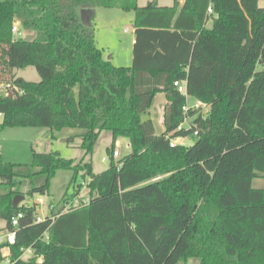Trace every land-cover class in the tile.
<instances>
[{"label": "trees", "instance_id": "1", "mask_svg": "<svg viewBox=\"0 0 264 264\" xmlns=\"http://www.w3.org/2000/svg\"><path fill=\"white\" fill-rule=\"evenodd\" d=\"M98 7L134 11L131 66L114 64L98 45ZM16 20L36 38L15 37ZM27 66L39 81L18 76ZM0 71L24 90L0 95V129L48 128L52 140L66 128L81 129L73 138L81 137L84 149L80 160L34 151L24 164L0 154V231L25 213L14 256L33 246L30 264H187L192 257L264 264V188L253 185L264 176L259 0H0ZM184 79L187 94L174 85ZM162 92L168 103L159 132L144 114ZM188 97L208 111L185 112ZM186 116L191 127L178 129ZM103 130L113 135L111 162L96 173L90 157ZM189 136L192 144L171 145ZM121 137L131 151L116 159ZM59 170L73 172L74 187L59 209L50 201L46 219L36 222L39 202L14 206L19 194L49 193ZM79 175L86 194L84 183L76 185Z\"/></svg>", "mask_w": 264, "mask_h": 264}, {"label": "rangeland", "instance_id": "2", "mask_svg": "<svg viewBox=\"0 0 264 264\" xmlns=\"http://www.w3.org/2000/svg\"><path fill=\"white\" fill-rule=\"evenodd\" d=\"M150 0H139V4L144 6ZM161 4H171L172 0H160ZM259 5L264 6V0H259ZM96 21H95V33L98 36V40L102 43L108 44L111 46L112 51L119 50L120 40H123L127 37V31H131L133 24L134 11L130 10H121L120 8H102L98 7L96 10ZM100 18V19H99ZM105 23H113V28L110 26L106 27ZM208 25L211 26L212 22L209 21ZM110 32H113L111 35ZM15 37L21 36L25 39L32 40L36 38V32L33 30H21L14 33ZM108 58V56H107ZM260 67H258L259 69ZM18 76H22L27 80L39 81L41 79L40 74L34 66H27L25 68L16 69ZM7 77L0 71V82H6ZM0 95H5L0 89ZM163 95V94H161ZM162 96H157L152 108L144 114V117H152L156 121L157 130L162 132L164 130L163 123V111H160L159 116L153 114V111L156 110L159 105V99ZM188 102L191 105L194 103V97H188ZM205 106L200 107L204 111ZM188 124L191 123V117H188ZM2 116H0V121ZM188 126V125H186ZM68 129V130H67ZM46 131H50L48 128L41 127H6L0 129V147H1V157L5 162H16V163H31L33 160L34 151L37 152H49L51 150L59 151L61 155L65 158H75L80 160L84 156V149L81 147V139L78 136L75 141L62 142L59 138L61 133L70 132V131H81V129L75 128H66L65 130L58 133V140L52 141V143L47 141V138L50 137L51 133L45 135ZM181 143L192 144L194 142L193 136L181 139ZM113 143V135L110 130H103L99 136V139L95 145L92 156L90 157L93 163L94 172L101 173L109 168L111 162V147ZM119 149L121 155L119 158L125 156L131 151L129 140L121 137L120 142L116 145ZM116 158V159H119ZM73 172L71 170H59L56 176L52 179L49 193L41 195L35 193L33 197H26L25 201L39 202L40 197H42L46 202L40 204L39 215L45 217L49 214L48 203L53 201L58 203L61 201L64 194L68 191L71 193L74 190V187L71 186ZM83 184L82 194H86L87 185L83 177L79 175L76 185ZM253 185L255 187L264 188V176L257 177L253 180ZM61 203L57 204V208L61 207ZM69 206H65L64 209H68ZM5 224V222H2ZM190 261L200 262V258L192 257Z\"/></svg>", "mask_w": 264, "mask_h": 264}, {"label": "built area", "instance_id": "3", "mask_svg": "<svg viewBox=\"0 0 264 264\" xmlns=\"http://www.w3.org/2000/svg\"><path fill=\"white\" fill-rule=\"evenodd\" d=\"M211 12V8L209 9ZM20 22L16 20L13 25V32L16 33L20 31ZM174 85L178 87L179 91H181L184 94H187V81L184 80H175ZM0 89L5 95H18L23 94L24 90L16 83L9 81V82H0ZM205 106L204 111H208V105L201 100H196L195 103L192 105L187 102V104L184 106V111L188 112L190 108L193 109H200V107ZM0 116L2 114L0 113ZM189 117V116H188ZM186 116L185 122L179 126L178 129H182L183 127H191V123L188 124L187 121L189 119ZM188 125V126H186ZM181 139L184 138H177L171 140V145H175L178 143H181ZM1 152V147H0ZM121 155L119 149L117 146H115L113 156L115 158H119ZM85 202L89 201L88 198L84 199ZM46 201L40 197L39 203L43 204ZM25 213L23 211H18L14 216L11 218V226L8 227L6 230L0 231V245H1V253H2V261L1 264H30V261L33 257H35V250L33 246L21 248V253L19 256H14L13 253V247L17 243V231L20 228L21 220L24 218ZM46 219V216L43 217L39 214L36 216V222H41ZM48 238V237H47ZM41 256H37V261L41 260Z\"/></svg>", "mask_w": 264, "mask_h": 264}, {"label": "crops", "instance_id": "4", "mask_svg": "<svg viewBox=\"0 0 264 264\" xmlns=\"http://www.w3.org/2000/svg\"><path fill=\"white\" fill-rule=\"evenodd\" d=\"M138 2H139V0H138ZM184 2H185V0H180V4L181 5H183ZM173 3H174V0H172V3L171 4H161L160 3V0H159V5H162V6L173 5ZM140 6H142V5H140ZM102 8H104V7H102ZM97 9L98 8L95 9V18H96V15H97V13H96V10ZM95 18L93 20L94 21V25H95V21H96ZM132 20H133V24H132L131 31H127V37L125 39L119 41L120 42V46L118 47L119 50H116L115 49L114 51H112L111 46H109L108 44H105V43L100 42L98 40V36H96L97 43L104 50L105 56L106 57L107 56H110L112 62L114 64L118 65V66H131L132 63H133V59H134L133 47H134V43L136 41V32H135L136 29H135V24H134V16H133V19ZM112 24L113 23H105L104 22V25L106 27L110 26L111 29L113 28ZM97 25H95V26H97ZM206 25H207L208 28L212 27V25L211 26L208 25V22H207ZM110 33H111V35L113 34V32H110ZM161 94H163V95H161ZM159 95L162 96V97H160V99H159V105L157 106L156 110L153 111V114L156 115V116H159L160 111H163V122H164V112H165V107H166V105L168 103V99H167V96H166V94L164 92L159 93L157 96H159ZM156 97H155V99H156ZM196 100L197 99L194 98V103H195ZM154 102H155V100H154ZM189 104H191V103H189ZM48 132H50V131H46L45 135L48 134ZM80 132L81 131H70L68 133L67 132H64V133H61L63 135H61L59 138L61 139L62 142H67L68 143L70 141H75V139L77 137L76 138H73V136L74 135H78ZM57 138L55 140H52L51 135H50V137L47 138V141L50 140L51 143H52V141H55L56 142L58 140ZM80 139H81V142H82V138L81 137H80ZM119 142H120V139L117 140L116 145H118ZM2 222H4V221H0V225L1 226L4 225V224H2ZM187 264H200V262H198V261H190L189 260L187 262Z\"/></svg>", "mask_w": 264, "mask_h": 264}, {"label": "water", "instance_id": "5", "mask_svg": "<svg viewBox=\"0 0 264 264\" xmlns=\"http://www.w3.org/2000/svg\"><path fill=\"white\" fill-rule=\"evenodd\" d=\"M108 59H111V57L108 56ZM25 198L26 197L24 195H21V194L15 196L14 199H13L14 206H18L22 201L25 200Z\"/></svg>", "mask_w": 264, "mask_h": 264}]
</instances>
